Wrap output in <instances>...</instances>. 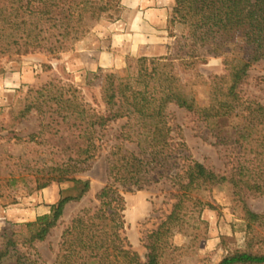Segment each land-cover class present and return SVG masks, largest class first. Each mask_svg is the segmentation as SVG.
<instances>
[{
    "label": "trees",
    "instance_id": "trees-1",
    "mask_svg": "<svg viewBox=\"0 0 264 264\" xmlns=\"http://www.w3.org/2000/svg\"><path fill=\"white\" fill-rule=\"evenodd\" d=\"M120 8L121 0H0V53L11 49L18 55L42 50L65 53L90 34L93 23ZM171 11L170 23L179 22L188 29L192 53L200 48L209 56L225 58L226 74L212 79L209 105H197L174 60L167 57L132 59L126 76L103 75L98 110L79 89L63 85L51 99L60 100L64 121H76L73 126L83 146L76 158L60 165L39 189L52 182L71 186L61 191L49 214L19 231L0 233V264H46L35 245L48 239L68 205L82 201L90 192L91 182L77 177L80 165L98 158L115 124L120 126L107 139L114 143L107 157L108 182L96 196L99 204L72 219L62 234L54 264H160L168 233L165 223L150 236L147 261L142 262L123 237V193L140 191L163 179L185 196L231 184L243 203L247 246H255L252 233L256 225L264 227V214L251 211L244 196L264 195V162L262 167H251L248 160L239 162L225 175L190 159L169 110L171 106L184 109L210 127L221 119L241 117L244 126L231 144L248 148L256 143L263 149L258 156L264 155V105L242 96L249 70L264 61V0H175ZM181 209L178 201L170 222ZM220 264H264V254L237 252Z\"/></svg>",
    "mask_w": 264,
    "mask_h": 264
},
{
    "label": "rangeland",
    "instance_id": "rangeland-1",
    "mask_svg": "<svg viewBox=\"0 0 264 264\" xmlns=\"http://www.w3.org/2000/svg\"><path fill=\"white\" fill-rule=\"evenodd\" d=\"M122 1L120 10H112L110 16L105 15L93 23L90 34L65 53L52 55L42 50L18 55L14 49L7 54L0 53V233L5 229L19 231L44 211L50 213L51 207L60 200L61 191L71 186L52 182L39 189L60 165L69 158H76L83 146L79 132L73 126L76 121H64L65 112L60 109V100H52L51 96L57 97L63 85L73 86L98 110L100 78L107 73L126 76L130 60L142 58L127 56L123 68L95 72L70 66L85 52L109 51L114 36L124 32V19L130 15ZM174 4L175 0L168 16L171 51L166 57L174 60L197 105L206 107L210 101L212 79L226 74L225 58L209 56L206 49L200 48L192 53L187 27L179 22L170 23ZM18 73L21 74L20 82ZM12 74L17 77L16 81L10 80L15 85L5 86V79ZM242 92L245 101L264 105V61L251 67ZM169 112L181 130L185 153L190 159L225 175L246 160L252 162L251 167H262L264 155L257 154L263 152L258 149L259 144L254 143L248 148L245 144L243 148L240 144H231L244 126L243 118L221 119L212 128L176 106H171ZM119 126L115 124L108 131L98 158L80 165L82 170L77 177L91 182L90 192L82 201L68 205L48 239L35 245L46 264H54L62 234L72 219L81 210L99 204L96 196L108 182L107 157L109 146L114 143L107 139L116 134ZM129 148L135 149L134 146ZM181 193L167 179L150 183L140 191L123 193V237L142 262L147 261L149 250L146 245L150 236L164 223L168 233L160 264H220L237 252L264 254V227L255 226L252 236L256 244L251 249L247 246L243 203L234 195L231 184L224 183L188 196ZM244 199L251 211L264 214V195H245ZM178 201L182 203V209L170 222L169 217Z\"/></svg>",
    "mask_w": 264,
    "mask_h": 264
},
{
    "label": "crops",
    "instance_id": "crops-1",
    "mask_svg": "<svg viewBox=\"0 0 264 264\" xmlns=\"http://www.w3.org/2000/svg\"><path fill=\"white\" fill-rule=\"evenodd\" d=\"M174 0H123L129 17L124 19V32L117 33L108 52H85L80 60L71 62L76 70L98 71L100 69H121L127 56L161 58L170 54L168 44V16ZM126 29V32H125ZM18 81L21 74L18 73ZM23 78V77H22ZM16 75L5 79V86H14ZM49 214L44 211L42 214Z\"/></svg>",
    "mask_w": 264,
    "mask_h": 264
}]
</instances>
